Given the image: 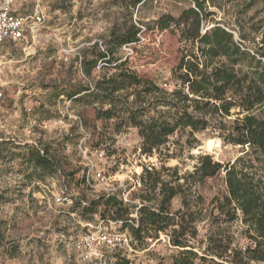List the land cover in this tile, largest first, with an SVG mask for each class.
<instances>
[{"label": "rangeland", "instance_id": "374dc122", "mask_svg": "<svg viewBox=\"0 0 264 264\" xmlns=\"http://www.w3.org/2000/svg\"><path fill=\"white\" fill-rule=\"evenodd\" d=\"M16 1L22 14L39 5L45 23L39 37L5 47L0 75L4 96L0 100V195L4 196L0 202V264H118V260L130 264L169 263L177 250L164 233L149 238L147 248L135 244L121 252L101 248L84 259L76 243L96 231L103 220L99 214H84L78 204L116 194L137 217L142 187L139 178L144 166H178L184 174L194 169L199 153H209L227 163L243 155V148L224 145L208 132L192 137L179 131L166 146L144 155L138 129L124 113L103 119L97 112L108 108L107 103L67 94L79 86H95L98 80L119 70L150 78L172 91L175 82L171 71L178 62L180 35L175 28L158 29L154 21L166 13L178 16L190 0H144L135 7L128 0ZM205 1L210 13L204 30L220 24L238 41L243 34L245 40L241 42L245 46L253 50L260 47L264 0ZM131 23L141 28L138 41L111 45L112 31L123 32ZM99 52H107V60L99 61L88 72L86 64L96 60ZM260 58L264 62V57ZM132 91H122L125 99L121 104H132ZM261 114L264 116V109ZM27 145L47 150L59 171L43 174L34 169L27 162ZM96 151L105 155L98 157ZM225 188L224 175L192 187V196L203 198L195 205L203 212L198 225L201 239L212 228L211 201ZM59 197L67 199L58 201ZM180 207L181 198L177 197L172 209ZM106 213L103 226L121 231V222ZM223 226L241 245L247 244L240 220Z\"/></svg>", "mask_w": 264, "mask_h": 264}, {"label": "trees", "instance_id": "16d2710c", "mask_svg": "<svg viewBox=\"0 0 264 264\" xmlns=\"http://www.w3.org/2000/svg\"><path fill=\"white\" fill-rule=\"evenodd\" d=\"M142 2L128 0L132 7ZM209 13L205 0H190L178 16L166 13L154 21L158 29L175 28L180 35L179 58L171 71L175 82L172 91L164 90L150 78L119 70L98 80L95 86H79L67 95L107 103L108 108L97 112L103 119L124 113L138 129L144 155L166 146L179 131L192 137L208 132L224 145L240 146L243 155L225 163L209 153H199L194 169L184 174L178 166H144L139 178L142 187L137 219L116 194L101 195L78 206L84 214H99L103 221L109 211L112 219L121 222L120 230L131 235V247L135 244L147 248L149 238L166 234L177 251L169 263L158 264H264V62L260 58L264 57V32L260 47L253 50L241 42L245 40L243 34L238 41L220 24L204 30ZM140 31L131 23L123 32L112 31L109 43L121 46L136 42ZM97 55L96 60L86 64L88 72L99 61L107 60V52ZM129 88H133L130 95L134 100L132 104H121L125 99L121 93ZM26 147L27 162L34 169L43 174L59 171L47 150ZM221 175L226 188L211 201L212 228L201 239L198 225L203 212L195 205L203 198L195 199L192 187ZM177 197L181 198V207L173 210L172 202ZM3 200L0 195V202ZM236 220L245 226V245L223 226ZM117 263L130 264L128 260Z\"/></svg>", "mask_w": 264, "mask_h": 264}, {"label": "built area", "instance_id": "2783aa9c", "mask_svg": "<svg viewBox=\"0 0 264 264\" xmlns=\"http://www.w3.org/2000/svg\"><path fill=\"white\" fill-rule=\"evenodd\" d=\"M44 23V11L39 5L27 14H22L16 0H0V75L5 65L6 45L11 42H28L31 38L39 37ZM81 73L85 76L82 71ZM3 97V92L0 90V100ZM96 153L101 158L105 155L103 151H96ZM87 181L89 182V179ZM65 199L67 198L59 197L58 201ZM125 200L128 201L127 198ZM103 223L104 221L96 231L90 232L77 241L76 247L84 252V259H89L96 250L101 248L126 250L132 248L131 236L128 232L110 231L106 226H103Z\"/></svg>", "mask_w": 264, "mask_h": 264}]
</instances>
